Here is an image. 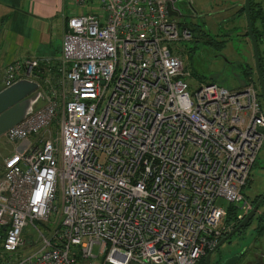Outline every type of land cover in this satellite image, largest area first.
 Instances as JSON below:
<instances>
[{"label":"built area","instance_id":"obj_1","mask_svg":"<svg viewBox=\"0 0 264 264\" xmlns=\"http://www.w3.org/2000/svg\"><path fill=\"white\" fill-rule=\"evenodd\" d=\"M67 5L56 57L2 69V87L28 78L37 91L2 136L48 134L0 161V264H197L231 228L226 204L235 220L251 205L257 81L190 88L170 44L191 31L166 0Z\"/></svg>","mask_w":264,"mask_h":264},{"label":"rangeland","instance_id":"obj_2","mask_svg":"<svg viewBox=\"0 0 264 264\" xmlns=\"http://www.w3.org/2000/svg\"><path fill=\"white\" fill-rule=\"evenodd\" d=\"M253 1H260L264 16V0ZM242 2L243 0H171V8L177 11L174 17L179 21H185L189 26L192 24L199 28L193 32L194 37L172 41L170 44L171 48L180 54L185 69L189 71L187 82L190 88L201 81H206L214 82L226 89H237L247 82L245 72L247 69L254 76L251 47L247 36L244 35L246 30L244 14L238 10ZM255 25H260L258 20L255 21ZM203 29L207 34L202 33ZM206 39L211 41L206 42ZM258 47L262 51L263 43L259 41ZM47 134L46 130L37 136L43 137ZM37 136L11 142L0 134V161L2 157L15 149H21ZM248 177L241 190L243 197L250 202L256 193L264 190V138ZM263 205H259L256 212L261 210ZM233 252L243 253L239 260L240 264H245L246 259L251 257L252 264H257L258 256L261 264H264V224L260 228L253 216L240 231L232 233L228 240L223 241L212 251L209 263L214 264L217 258Z\"/></svg>","mask_w":264,"mask_h":264},{"label":"crops","instance_id":"obj_3","mask_svg":"<svg viewBox=\"0 0 264 264\" xmlns=\"http://www.w3.org/2000/svg\"><path fill=\"white\" fill-rule=\"evenodd\" d=\"M67 6V0H0V88L3 66L12 59L59 54Z\"/></svg>","mask_w":264,"mask_h":264},{"label":"water","instance_id":"obj_4","mask_svg":"<svg viewBox=\"0 0 264 264\" xmlns=\"http://www.w3.org/2000/svg\"><path fill=\"white\" fill-rule=\"evenodd\" d=\"M249 1L243 0L242 12L244 14L246 36L249 40L252 58L254 63V71L259 89V96L264 106V78L259 70L258 50L254 34L251 29V21L249 16ZM171 0H166V10L170 15H177V11L171 8ZM36 82L28 78H18L9 85L0 88V134L10 125L21 119L28 110L30 103L37 95ZM264 198V190L259 193L257 198L251 203L250 207L244 212L242 217L231 228L219 237L217 242L208 249L204 256V264H210L209 259L212 251L225 241L233 232L245 226L254 216L258 206ZM242 252H233L219 257L215 264H240L239 260Z\"/></svg>","mask_w":264,"mask_h":264},{"label":"trees","instance_id":"obj_5","mask_svg":"<svg viewBox=\"0 0 264 264\" xmlns=\"http://www.w3.org/2000/svg\"><path fill=\"white\" fill-rule=\"evenodd\" d=\"M238 10H240V12H242V5H240ZM249 16H250V21H251V29H252V32L254 34L256 45H257V50H258L259 70H260V72H261V74H262V76L264 78V62H263L264 47H263L262 51H260L259 47H258V42L259 41L262 42L261 39H260V35H261L262 31L264 30V16H263V12H262V9H261L260 1H253V0L249 1ZM257 20H258V22L260 24L258 26L255 25V21H257ZM177 22H178V24L180 26H187L189 28V30L191 31V37H194L195 34L193 32L196 29H199V28H195L192 24L189 26L183 20L182 21L178 20ZM202 33L204 35L207 34L205 32V29L202 30ZM244 35H246V30L244 31ZM210 41H211V39H206V42H210ZM245 72H246V75H247V81L248 80L256 81L255 74L253 76L251 74L250 70H248V69ZM248 179H249V177L247 176V178L245 180V183L247 182ZM259 193L260 192L256 193L250 199L251 203L257 198ZM263 204H264V198H263L262 202L260 203V206L263 205ZM236 212H237L236 204L228 202L226 204V206H225V210H224V214H223V222L224 223H232L231 226H233L238 221V220H235ZM254 217L256 218V220L258 222V226H260V228H261L262 225L264 224V205H263L261 210H259L258 212L254 213ZM250 221H251V219H250ZM203 256H204V254L200 257V259H199L197 264H204Z\"/></svg>","mask_w":264,"mask_h":264},{"label":"flooded vegetation","instance_id":"obj_6","mask_svg":"<svg viewBox=\"0 0 264 264\" xmlns=\"http://www.w3.org/2000/svg\"><path fill=\"white\" fill-rule=\"evenodd\" d=\"M241 228H242V227H241ZM241 228H240V229H238L237 231H240V230H241ZM235 232H236V231H235ZM233 233H234V232H233ZM230 236H231V235H230ZM230 236H229V237H230ZM229 237H227L225 240H228V239H229ZM217 248H218V247H217ZM217 248H216V249H217ZM242 254H243V253H241V255H240V258H242V257H243V256H242ZM217 259H218V258H217ZM217 259H216V260H217ZM216 260H215V261H216ZM246 260H247V259H246ZM215 261H214V264H215ZM210 264H213V263H210ZM245 264H250V263H248V261H246V263H245Z\"/></svg>","mask_w":264,"mask_h":264}]
</instances>
